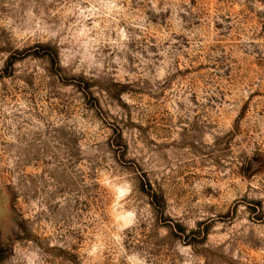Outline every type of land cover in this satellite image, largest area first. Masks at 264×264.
I'll use <instances>...</instances> for the list:
<instances>
[{"label": "rangeland", "instance_id": "1", "mask_svg": "<svg viewBox=\"0 0 264 264\" xmlns=\"http://www.w3.org/2000/svg\"><path fill=\"white\" fill-rule=\"evenodd\" d=\"M0 264H264V0H0Z\"/></svg>", "mask_w": 264, "mask_h": 264}, {"label": "trees", "instance_id": "2", "mask_svg": "<svg viewBox=\"0 0 264 264\" xmlns=\"http://www.w3.org/2000/svg\"><path fill=\"white\" fill-rule=\"evenodd\" d=\"M43 48L45 49L43 54L48 55V57H53V58L57 57V52L54 51L55 50L54 47L52 48V47H49L48 45H44ZM147 186L149 188V190L147 191V194L148 196H150V198H152V204H155V199H157V194L153 191L152 186L149 183V181H147ZM198 233H201V235L203 234L204 236L207 235V231H199Z\"/></svg>", "mask_w": 264, "mask_h": 264}]
</instances>
